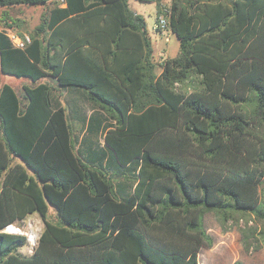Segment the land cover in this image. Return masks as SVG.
Instances as JSON below:
<instances>
[{"label":"trees","instance_id":"obj_1","mask_svg":"<svg viewBox=\"0 0 264 264\" xmlns=\"http://www.w3.org/2000/svg\"><path fill=\"white\" fill-rule=\"evenodd\" d=\"M50 2L0 0L45 6L23 48L0 32V230L33 213L44 224L28 256L24 236L0 231V264H198L209 211L224 228L244 220L246 249L264 246V0H171L179 48L159 74L129 0ZM66 86L113 122L94 159L52 107Z\"/></svg>","mask_w":264,"mask_h":264},{"label":"rangeland","instance_id":"obj_2","mask_svg":"<svg viewBox=\"0 0 264 264\" xmlns=\"http://www.w3.org/2000/svg\"><path fill=\"white\" fill-rule=\"evenodd\" d=\"M53 1H57V0H51L49 4H51ZM170 1L171 0H163V6H164L162 8L163 14H168L169 11L166 10L170 6ZM130 6L134 10L139 11L144 15L147 27L149 30H151L155 15V5L153 3H145V2H138L132 0V2H130ZM44 10H45V6H41V5L39 6L18 5L10 8H0V25L3 23V20L1 19H3L4 14H6L11 19L19 20L18 22L20 26H18V28L23 29V31L28 33L30 29H32L36 24L39 23L41 14ZM168 35H169L168 41L165 40L164 35H156L155 37L152 36L155 52H158L156 56L157 58L156 60L158 61V63L162 62V60L168 55L174 56L178 52L179 42L177 38L175 37L174 34H171V32ZM1 79L3 83L10 84L17 92H18L17 90L18 84L22 86L23 84L29 85L28 82L29 80L25 77L17 78L12 75L2 74ZM19 91L21 92L22 90L19 89ZM116 178L118 177L116 176ZM213 214L215 215V221H216L215 223L217 225L218 230L215 234H212L211 232L210 233L214 237L215 244L217 245V247L220 248L228 247L230 250L229 252L225 253L224 257L227 260L228 259L229 260L228 261L223 260L224 264H233L234 260H240L246 264H264V246H259L258 248L251 246L248 247L247 249L244 246V233L240 230V228L244 225L243 219L238 222L228 221L224 228L221 227L219 219L215 214V212H213ZM54 217H55V212L51 210L50 218H54ZM31 218L35 220V222L40 228V231H42L44 224L39 214L34 213ZM252 223H254V221H248V225H251ZM209 226L213 227L211 225ZM246 230L247 233L249 234L251 233V231H249V228H246ZM203 252L204 253L200 257L201 264H213L212 260L209 257H204V255H206L208 251L204 250Z\"/></svg>","mask_w":264,"mask_h":264},{"label":"crops","instance_id":"obj_3","mask_svg":"<svg viewBox=\"0 0 264 264\" xmlns=\"http://www.w3.org/2000/svg\"><path fill=\"white\" fill-rule=\"evenodd\" d=\"M57 1L61 2V0H57ZM130 2H132V0H129V3ZM147 3H153V2H147ZM63 4L64 3H62V5ZM21 5L23 6H26V5L44 6V4H20L19 6ZM15 6H18V5H15ZM10 7H13V6H10ZM10 7H0V8H10ZM135 12L142 14L141 12L136 11V10ZM155 17H156V8H155L154 20H155ZM18 26L20 25L13 26L16 34H18L21 37L22 35L23 36L28 35V33L23 31V29H19ZM1 28H2V24L0 25V32H2ZM146 28H147V34L151 39V43L153 47V58H154V61L156 62L155 71H156V74H159V66L157 64L158 61L156 60L157 59L156 56L158 52H155L152 36L155 37L156 35H160V34L154 31L153 26L151 27V30H149L146 24ZM40 81L48 82L52 86H55V83H56L55 80L49 76L41 79ZM28 82L29 84H31L30 80ZM19 89L22 90V85L18 84L17 90L19 91ZM51 101H52L53 108H58L62 106L66 109V112L68 115V121L71 125L73 136L75 138L76 151L79 152L82 158L94 159V156L99 154L97 150L99 148H104V134H105L104 127L107 126L108 124H112L113 122L106 118L104 112L100 108L93 105V103L88 98L87 91L82 87L66 86V87L61 88L60 90H52L51 91ZM102 163L105 164V161H102ZM121 179L123 178L122 177L117 178L118 181ZM33 214H28L25 218L32 217ZM215 222H216L215 215L213 214V212L209 211L204 214V225L209 233L211 232L212 234H215L217 232L218 229H217V225ZM209 225L213 227H210ZM204 250L208 251L206 255H204V257H209L212 260L213 264H224L225 260L226 261L229 260V259L227 260L224 257L225 253L230 251L229 248L228 247H221V248L217 247L214 241L213 246L209 248L201 247V249L198 252V264H201L200 257L204 253L203 252Z\"/></svg>","mask_w":264,"mask_h":264},{"label":"built area","instance_id":"obj_4","mask_svg":"<svg viewBox=\"0 0 264 264\" xmlns=\"http://www.w3.org/2000/svg\"><path fill=\"white\" fill-rule=\"evenodd\" d=\"M63 1L64 0H61V2ZM168 15L169 14H160L153 23L154 31L160 35H164L167 41L169 40L168 34L171 32L168 26ZM1 31L15 47L23 48L25 44L30 41L28 35L21 37L16 34L13 26H2ZM0 231L4 234L24 236L25 242L19 247L18 252L26 256L34 252L41 233L39 226L31 217L22 219L19 222L8 223Z\"/></svg>","mask_w":264,"mask_h":264}]
</instances>
